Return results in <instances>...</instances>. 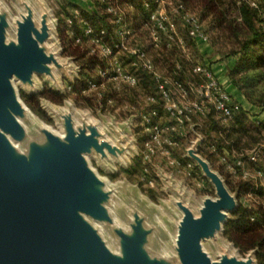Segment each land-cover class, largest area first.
I'll return each mask as SVG.
<instances>
[{
    "label": "rangeland",
    "instance_id": "1",
    "mask_svg": "<svg viewBox=\"0 0 264 264\" xmlns=\"http://www.w3.org/2000/svg\"><path fill=\"white\" fill-rule=\"evenodd\" d=\"M40 1L54 21L42 44L52 63L46 73L32 75L30 83L12 80L25 105L26 97L39 96L43 113L39 117L26 105L30 111L21 119V137L8 135L15 152L29 161L40 151L51 154L47 130L64 141L70 130L94 136L101 150L91 148L82 156L97 177L92 191L113 221L90 214L82 218L118 257L125 254L122 234L135 238L141 231V246L151 263L180 264L176 239L182 206L199 217L204 202L218 198L215 185L190 156L200 142L196 154L238 206L222 230L203 241V250L214 262L251 256L257 264L255 250L242 254L235 247L230 239L235 230L229 225L241 205H264L260 194L238 196L232 190L251 181L264 193V169L248 161L257 149L244 147L239 153L234 139L217 134L229 129L230 121L224 123L209 105L200 112L193 108L203 100L199 87L204 83L194 68L211 69L201 44L224 56L234 47L230 35L213 29L211 17H203V10L189 0ZM226 1L233 4L230 17L240 23L234 0ZM30 4L36 0H0L8 44H17L16 23ZM86 13L96 15V21ZM191 19L209 35L208 42L190 37Z\"/></svg>",
    "mask_w": 264,
    "mask_h": 264
},
{
    "label": "water",
    "instance_id": "2",
    "mask_svg": "<svg viewBox=\"0 0 264 264\" xmlns=\"http://www.w3.org/2000/svg\"><path fill=\"white\" fill-rule=\"evenodd\" d=\"M25 10L16 23L17 44L6 42L7 22L0 19V264H156L142 249L141 231L135 238L122 234L125 254L118 257L82 218L90 214L113 221L92 191L97 177L82 156L91 148L101 150L94 136L69 129L64 141L47 130L51 154L40 151L29 161L15 152L8 135L21 137V119L30 110L12 80L30 83L32 75L46 73L52 63L42 48L54 25L50 9L36 0ZM199 143L190 156L215 185L218 198L206 200L199 217L182 206L176 239L180 264H254L251 256L214 262L203 250V241L215 237L238 206L221 178L196 154Z\"/></svg>",
    "mask_w": 264,
    "mask_h": 264
},
{
    "label": "trees",
    "instance_id": "3",
    "mask_svg": "<svg viewBox=\"0 0 264 264\" xmlns=\"http://www.w3.org/2000/svg\"><path fill=\"white\" fill-rule=\"evenodd\" d=\"M189 1L195 2V5L203 10V17H211L213 29L218 30L221 35L223 34L222 36L230 35L234 47L224 55V58L235 59V62L228 69L229 80L251 105L264 110V27L262 25L264 2H260V8L255 9L246 0H234L237 14L241 18L239 23L237 17H230L233 4L231 6L226 0ZM85 15L92 16L90 20L97 19L96 15L89 13ZM25 103L35 114L43 117L38 107L39 96L26 97ZM229 121L231 127L221 129V135L220 132L217 134L230 140L234 139L239 153L244 147L260 150V157L251 164L264 169V121L251 119L249 112L243 107ZM219 144L222 150V139L219 140ZM232 190L238 196L252 191L260 194L259 196L264 199L263 190L258 193L251 181L240 182ZM229 225L235 230L230 239L239 252L245 254L255 250L257 264H264V205L253 207L241 205Z\"/></svg>",
    "mask_w": 264,
    "mask_h": 264
},
{
    "label": "built area",
    "instance_id": "4",
    "mask_svg": "<svg viewBox=\"0 0 264 264\" xmlns=\"http://www.w3.org/2000/svg\"><path fill=\"white\" fill-rule=\"evenodd\" d=\"M252 8L259 9L260 2H264V0H246ZM147 7L150 5L147 4ZM263 22L262 25L264 27V10L262 13ZM191 23V28L189 29L190 37L195 41L200 42H208L209 37L203 31H201L199 25H197V21L195 19H191L189 21ZM93 30H89L87 32L88 35L92 34ZM194 72L199 75L204 83L199 87V93L202 97V102L199 104H194L193 108L196 112H200L203 109L207 108V105L211 107L216 114L223 120L224 123H228V121L232 118V116L242 110V105L237 102L232 95L226 90L223 84L216 78L213 71L204 65H199L194 68ZM131 84H134L133 79H128ZM160 92L164 95V98L169 100V94L164 88L163 85L159 86ZM170 110V108H169ZM172 115L175 113L172 112ZM261 155L260 150H255L248 156L249 162H256Z\"/></svg>",
    "mask_w": 264,
    "mask_h": 264
},
{
    "label": "crops",
    "instance_id": "5",
    "mask_svg": "<svg viewBox=\"0 0 264 264\" xmlns=\"http://www.w3.org/2000/svg\"><path fill=\"white\" fill-rule=\"evenodd\" d=\"M200 48L210 57L211 69L216 78L223 84L232 97L249 112L251 119L264 121L263 109L251 105L229 80L228 69L235 62V59H225L224 56L217 53L213 47H209L205 44H201Z\"/></svg>",
    "mask_w": 264,
    "mask_h": 264
},
{
    "label": "bare ground",
    "instance_id": "6",
    "mask_svg": "<svg viewBox=\"0 0 264 264\" xmlns=\"http://www.w3.org/2000/svg\"><path fill=\"white\" fill-rule=\"evenodd\" d=\"M19 100V99H18Z\"/></svg>",
    "mask_w": 264,
    "mask_h": 264
}]
</instances>
